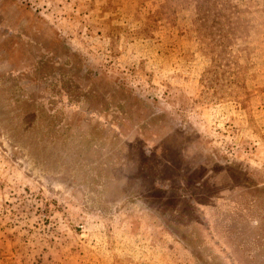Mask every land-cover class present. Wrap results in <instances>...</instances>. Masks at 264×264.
Segmentation results:
<instances>
[{"label":"rangeland","instance_id":"1","mask_svg":"<svg viewBox=\"0 0 264 264\" xmlns=\"http://www.w3.org/2000/svg\"><path fill=\"white\" fill-rule=\"evenodd\" d=\"M0 264H264V0H0Z\"/></svg>","mask_w":264,"mask_h":264},{"label":"trees","instance_id":"2","mask_svg":"<svg viewBox=\"0 0 264 264\" xmlns=\"http://www.w3.org/2000/svg\"><path fill=\"white\" fill-rule=\"evenodd\" d=\"M211 36H212L211 41L213 42V41H214V40H213V37H215V35H214L213 33H211Z\"/></svg>","mask_w":264,"mask_h":264}]
</instances>
